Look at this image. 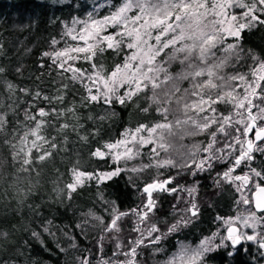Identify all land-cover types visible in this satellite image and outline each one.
Here are the masks:
<instances>
[{
    "label": "snow or ice",
    "instance_id": "snow-or-ice-1",
    "mask_svg": "<svg viewBox=\"0 0 264 264\" xmlns=\"http://www.w3.org/2000/svg\"><path fill=\"white\" fill-rule=\"evenodd\" d=\"M96 7L106 8L108 14L94 18L93 13H89L86 20H74L73 27L65 26L64 35L73 41L83 42V46L77 44L44 52L43 55L63 72L71 73V80L83 84L86 91L83 102L124 105L134 96L144 93L149 106L159 113L161 119L151 126L141 124L134 131L126 130L122 134L124 138L103 145L104 150L96 148L91 155L116 162L132 161L141 156L145 145H151L153 162L133 167L132 172L152 167L176 168L189 169L193 176L198 171L210 169L213 163L228 162L227 170L218 173L217 183L227 181L233 185L238 194L237 208L244 206V211L219 217L221 224L217 230L202 238L196 246L181 241L177 253L164 264H205L207 254L228 247L231 251L227 255L232 257L242 244V250L247 253L248 242L258 244L257 251L264 257V173L251 167L254 153L264 154V60L256 61L251 69V80L242 74H221L232 58L239 59L242 32L264 25V0H107V3ZM76 24L80 25L79 32L73 35ZM229 38L232 43H226ZM51 43L56 45L59 41L53 39ZM108 49L125 55L121 64H116L110 73L104 74L102 65L97 69V65L91 62L98 52ZM77 60L91 63L92 71L74 67ZM173 65L179 66L175 74L170 71ZM3 71L0 68V72ZM185 82L187 87L182 86ZM7 87L10 92L14 89L11 83ZM35 96L47 103L52 99L63 100V97L50 98L40 92ZM217 105H230L231 110L225 115L218 111ZM68 111L72 112L71 109ZM144 111L147 112L148 108ZM50 115L62 113L54 107L47 111L39 107L35 114L26 111L25 118L33 121L34 127L16 138V144L5 140L13 150V160L19 165L18 173L25 179L34 171L33 150L38 154L36 159L44 161L52 153L47 149L42 151L43 146L57 147L41 135L48 123L43 118ZM9 123L6 111L0 112V132L5 131ZM61 127L68 128L69 125ZM205 134L207 143L193 144L173 157V153L178 151L176 143L184 148L182 141L185 137ZM161 152L164 158L160 157ZM242 165L248 170L234 175ZM124 170L116 167L110 172H84L74 167L71 170L72 182L65 185L66 196L70 199L72 193L86 182L104 183ZM20 178L18 175L14 179L19 182ZM175 179L176 176L170 175L147 183L142 189L146 202L130 213H116L114 208V215L105 231L115 232L118 236V222L129 215L137 217V225L145 224L156 207L153 193L164 191L183 192L189 197L185 206L179 209V219L168 227L167 232H177L190 224L199 214L196 187L178 185L169 188ZM177 198L180 199L179 196ZM245 229L252 231L249 233ZM43 231L47 232L48 228ZM133 231L139 235L129 241L127 251L119 253L125 259L113 261V264H137V249L147 246L145 235L153 237V233H159L148 241L151 245H157L167 235L161 233L155 224L144 229L137 226ZM32 235L37 237L39 234L33 232ZM71 246L76 247L74 238ZM120 248L118 242L117 249ZM156 250L164 251L162 248ZM80 264H90L87 255L83 256Z\"/></svg>",
    "mask_w": 264,
    "mask_h": 264
},
{
    "label": "trees",
    "instance_id": "trees-1",
    "mask_svg": "<svg viewBox=\"0 0 264 264\" xmlns=\"http://www.w3.org/2000/svg\"><path fill=\"white\" fill-rule=\"evenodd\" d=\"M101 3H107V0H0V68L4 69L0 72V112L6 111L10 117L5 131L0 132V262L3 264H76L77 257L81 260L88 251L97 254L98 234L105 231V224L114 214V208L116 213L138 210L145 201L143 186L154 179L163 180L171 175L176 179L169 188L195 186L196 203L202 218L201 223H191L177 232L168 233V227L179 219V209L185 206L189 197L183 192H156L155 222L162 233H167L156 248L165 251L176 249L180 241L195 242L204 233L208 234L212 229V218L227 215L238 196L234 188L222 193L223 187L213 183V176L225 170L228 162L213 163L210 169L198 171L195 176L189 169L176 168L152 167L132 172L133 167L153 162L152 146L148 145L145 149L150 156L141 154L120 166L125 170L119 175L104 183L86 182L72 193L70 199L67 198L65 185L72 182L71 170L74 167L84 172L117 167L110 164L108 158L92 156L96 148L118 140L126 130H134L141 124L151 126L161 119L159 113L149 106L144 93L134 96L124 105L83 102L86 95L83 84L71 80V73L63 72L43 55L44 52H53V39L62 42L66 23L95 10ZM107 12L103 8V15ZM232 42L231 38L226 41ZM239 44V59L232 58L221 74H242L251 80V69L256 61L264 60V25L245 29ZM124 55V52L108 49L98 52L91 63H95L97 69L102 65L104 74H107L116 64L123 62ZM91 63L77 60L74 67L91 72ZM170 71L175 74L179 66L173 65ZM9 83L14 85L11 92L7 87ZM182 86L187 87V82ZM21 89L28 91L22 92ZM36 92L50 98L63 97V100L52 99L47 103L36 98ZM39 107L46 111L54 107L62 113L43 118L48 123L41 131V135L57 147L43 146L42 151L47 149L52 153L44 161L36 159L38 154L34 149V171L25 179L18 173L19 165L13 160V150L5 140L18 143L16 138L34 127V122L25 118V112L35 114ZM145 108H148L147 112ZM217 108L225 115L231 110L230 105H217ZM63 124L69 127L62 128ZM196 143H207L206 134L185 137L182 141L184 148L176 143L178 151L173 153V157ZM254 156L252 164L255 163L264 173V154L255 153ZM160 157L164 158L163 152ZM18 175L21 177L19 182L14 179ZM44 228L48 231H43ZM33 232L39 235L34 237ZM73 238L75 248L71 246ZM257 249L253 247L250 254L237 249L232 257L218 251L208 259L214 264H264V258L256 253Z\"/></svg>",
    "mask_w": 264,
    "mask_h": 264
},
{
    "label": "rangeland",
    "instance_id": "rangeland-1",
    "mask_svg": "<svg viewBox=\"0 0 264 264\" xmlns=\"http://www.w3.org/2000/svg\"><path fill=\"white\" fill-rule=\"evenodd\" d=\"M89 13H93L94 18H100V17L103 16V8H96L93 11L87 12L86 14H84L81 17L74 18L70 22L66 23V25L68 27H73V23L72 22L74 20H79V21L86 20L88 18V14ZM107 14H108V12H107ZM75 27H76V32H74L73 35H76L79 32L80 25L76 24ZM65 31H66V28H65ZM65 31H64V33H65ZM109 31H112V30L110 29ZM104 34H108V33H104ZM77 44H80V46H83V42L73 41L71 39V37L64 35V37L62 38V42H59L58 44H56L54 46L53 52L56 51V50H61V49L65 48V47H75V46H77ZM69 63H72V62H69ZM121 92H123V90H121ZM254 102L258 103V101H254ZM254 111H255V109H254ZM131 131H134V130H131ZM122 138H124L123 135L119 139H122ZM107 143H113V142H107ZM107 143H104V145L107 144ZM145 146L147 147L148 145H145ZM145 146L141 149V154H144V153L148 154L149 153L148 149H145ZM102 150H104V149L102 148ZM108 159L110 160V164H115L117 167L124 166L127 162H129V161H124V160L116 162V161H113L111 158H108ZM251 167H255L258 171L262 172V170H260V169H258L256 167L255 163L251 164ZM114 169H112V170H114ZM112 170L108 169V170H103V171H100V172H110ZM247 170L248 169L245 168V167L244 168H238V174L239 173L242 174L243 171H247ZM234 175H236V174H234ZM160 180H162V179H160ZM237 199H238V196L235 199V201ZM144 200L146 201V196H144ZM153 200L155 202V205L157 206V204H158V196L155 193L153 194ZM233 203H234L233 206L229 210V214L223 215V216H217L215 218H212L213 230L210 231L208 233V235L202 236V238L210 236L212 232L217 230V226L221 224V221H220L219 217H227V216H230V215L237 214L240 211H244V206H241L240 208H237L235 202H233ZM155 209H156V207H155ZM155 209L153 210L152 213H150L149 219L143 225H137V217L136 216H132V217H128V218L123 217V219L118 222V226H119V229H120V232H119L118 236H117V233H115V232H107V231H104L103 234L100 235V233L102 232L101 231L98 234V240H99V244L97 246L98 247V253L94 254L93 251H88V253H86V254H88L87 256L89 258L90 264H104V261H108V264H113V261L124 260L125 257H123L122 255L119 254L120 251H127L128 247H129V241L130 240H134L139 235V233L133 231L134 227L139 226L141 229H144L150 224H155L156 227L160 229L158 224L155 222V217H154ZM199 209H200V207H199ZM200 214L201 213L199 212L198 217L197 218H193L191 223H199V222L201 223ZM113 215L114 214H112V216ZM112 216H111V218H112ZM111 218H109V220H107V222L105 224V228L110 223ZM191 223L188 224V225H191ZM186 227H188V226H185V228ZM245 231H248L250 233L252 230L245 229ZM160 232H161V230H160ZM158 234L159 233H153V237H147L145 235V245H147V246H143L142 245L140 248L137 249V252H138V255L136 257L137 264H164V262L167 259H169L173 254L177 253L181 241L178 243V246L176 247V249L170 250V251H165L164 250L162 252L156 250L157 249L156 248L157 245L148 244V241L150 239H153L155 237V235H158ZM202 238L199 237L198 241H195V242H191L189 240H183L182 242H184L186 244H190L192 246H196ZM118 242L121 244V248L119 250L117 249V243ZM220 249H225V248H220ZM114 253H115V255H114ZM94 255H96V256L94 257ZM207 258H208V256H206V258H205V264H211L207 260ZM76 260L78 261V263H76V264H80L79 263V261H80L79 257H77Z\"/></svg>",
    "mask_w": 264,
    "mask_h": 264
},
{
    "label": "flooded vegetation",
    "instance_id": "flooded-vegetation-1",
    "mask_svg": "<svg viewBox=\"0 0 264 264\" xmlns=\"http://www.w3.org/2000/svg\"><path fill=\"white\" fill-rule=\"evenodd\" d=\"M227 170V168L225 169V170H223V171H220V172H218V173H223L224 171H226ZM218 173H216L214 176H213V183L216 185V186H218V187H223V191L224 192H222V193H225V192H227V190H229L228 188H230V187H232V189L234 188V186L233 185H231V184H229L227 181H221L219 184L217 183V180H218ZM233 174H238V169L236 170V172L235 173H233ZM240 174V173H239ZM169 187V186H168ZM226 189V190H225ZM199 212H200V209H199ZM229 214V213H228ZM202 219V218H201ZM212 225H213V222H212ZM213 230V227H212V229H211V231ZM206 235H208V234H206V233H204L203 235H201L200 237L202 238V236H206ZM253 247H255V248H258V244H255V243H253V242H248L247 243V249H248V251H249V254L252 252L251 251V249L253 248ZM244 248V245L242 244L241 246H239V247H237V249H240L241 251H243L242 249ZM236 249V250H237ZM218 251H223V255L224 256H228L227 255V252L228 251H231V248L229 247L228 249L227 248H225V249H220V250H216V251H214L213 253H209L207 256L208 257H210V256H213V254H215V253H218ZM244 252V251H243ZM256 253H258V251L256 252ZM264 258V257H263ZM207 260L211 263V264H214L213 262H211L210 261V259H208L207 258ZM263 263H264V261H263Z\"/></svg>",
    "mask_w": 264,
    "mask_h": 264
},
{
    "label": "water",
    "instance_id": "water-1",
    "mask_svg": "<svg viewBox=\"0 0 264 264\" xmlns=\"http://www.w3.org/2000/svg\"><path fill=\"white\" fill-rule=\"evenodd\" d=\"M149 183H151V182H149ZM145 185H146V184H145ZM145 185H144V186H145ZM144 186H143V187H144ZM154 193H156V192H154ZM154 193H153V194H154ZM145 202H146V201H145Z\"/></svg>",
    "mask_w": 264,
    "mask_h": 264
}]
</instances>
